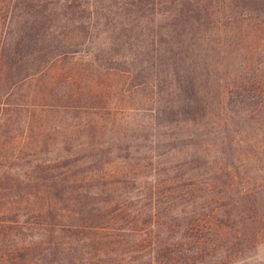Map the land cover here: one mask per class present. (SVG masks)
<instances>
[{"label": "trees", "instance_id": "16d2710c", "mask_svg": "<svg viewBox=\"0 0 264 264\" xmlns=\"http://www.w3.org/2000/svg\"><path fill=\"white\" fill-rule=\"evenodd\" d=\"M5 1L19 7L20 0ZM212 1L32 0L4 17L0 264H234L264 238V187L234 188L237 175L228 163L214 165L197 152L172 171L161 167L157 145L73 140L76 133L97 137L99 121L80 123L82 128L50 121L55 109L89 106L82 101L92 97L73 89L71 76L52 64L79 54L64 45V27L79 20L95 23L96 9L113 35V54L125 59L133 53L137 59L146 49L157 74L173 78L165 85L151 81L157 94H167L157 99L176 111L180 123L198 126L187 138L199 136L209 112L207 106L198 109L208 100L193 96L199 66H185L182 58L195 55L193 39L202 17L212 16ZM233 1L236 18L264 5V0ZM84 9L85 17L76 15ZM156 15L166 20L155 23ZM256 69L235 73L223 84L219 104L226 122L264 119V62ZM131 158H145L144 165L157 168L147 181L148 193H133V178L111 169ZM41 195L43 200H34Z\"/></svg>", "mask_w": 264, "mask_h": 264}, {"label": "rangeland", "instance_id": "374dc122", "mask_svg": "<svg viewBox=\"0 0 264 264\" xmlns=\"http://www.w3.org/2000/svg\"><path fill=\"white\" fill-rule=\"evenodd\" d=\"M17 1L12 0L11 3ZM25 2L29 5L32 0H20L19 7H7L6 1L0 0V34L6 28L4 17L19 13ZM233 3V0L212 1V16L202 17L200 30L193 39L197 41L193 45L196 48L195 55L186 54L182 58L185 66H199L194 79L197 85L193 89V96L203 94L208 100V104L198 109L205 110L207 106L209 112L200 126L199 136L187 138L185 135L198 126L195 123L193 125L191 120L180 123L176 119V111L172 112L165 102L157 99H164L167 94L162 91L157 94L151 81L159 80L165 85L173 78L164 72L157 74V69L148 60L146 49L137 53V59L133 53L127 54L125 59L113 54V35L108 28H103L100 11L97 12L94 7L95 23L84 24L83 20H79L64 27V45L66 48L78 49L79 54L68 53L63 61L52 64V69L57 66L64 75L71 76L73 89L83 88L92 97L83 98L82 102L86 101L89 106L68 111L55 109L50 112V121L79 125L99 121L102 132L97 137L76 133L73 140H119L124 144L139 145L143 149L157 145L161 167H170L172 171L185 157L198 152L211 157L214 165L228 163L237 175L234 188L243 185L264 187V119L226 122L225 114L220 110L219 95L224 93L223 84L229 77L244 70L254 74L257 67H263L264 62V5L258 4L260 7L250 15L236 18ZM86 14V9L76 12L82 17ZM228 14H232L233 18L228 17ZM165 20L157 15L153 19L155 23ZM7 44L4 37H0V47ZM141 47L149 48V45ZM122 68L129 71H123ZM149 151L146 150V154ZM135 160L139 164H134ZM143 160L147 159L118 161L111 168L124 170L133 178L129 184L133 193H148L147 181L157 171L149 164L144 165ZM43 199L41 195L34 200L39 202ZM234 264H264V238L255 247L241 253Z\"/></svg>", "mask_w": 264, "mask_h": 264}]
</instances>
